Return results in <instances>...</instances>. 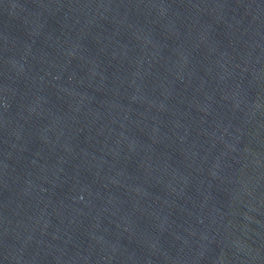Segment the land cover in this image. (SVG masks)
<instances>
[{"label": "water", "instance_id": "1", "mask_svg": "<svg viewBox=\"0 0 264 264\" xmlns=\"http://www.w3.org/2000/svg\"><path fill=\"white\" fill-rule=\"evenodd\" d=\"M0 264H264V0H0Z\"/></svg>", "mask_w": 264, "mask_h": 264}]
</instances>
